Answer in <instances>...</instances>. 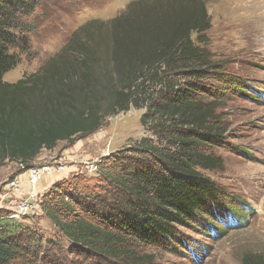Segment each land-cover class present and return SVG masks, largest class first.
<instances>
[{"label":"trees","instance_id":"trees-1","mask_svg":"<svg viewBox=\"0 0 264 264\" xmlns=\"http://www.w3.org/2000/svg\"><path fill=\"white\" fill-rule=\"evenodd\" d=\"M48 1L0 0V167L27 168L43 150L90 136L132 108L145 109L141 122L152 139L134 146L129 163H103L106 184L91 190L106 197L98 211L79 203L88 192L80 196L70 180L44 196L43 212L60 236L94 264H151L155 258L140 249L180 243L178 227L200 221L218 232L209 220L217 208L219 222L227 216L238 222L237 210L201 174L224 164L202 149L224 144L219 112L229 89L207 49L206 1L133 0L110 21L80 26L36 72L4 82L29 55L36 12ZM232 90L247 97L238 86ZM107 182L116 192L111 201ZM55 243L0 215V264H50L42 257ZM245 264H264V254Z\"/></svg>","mask_w":264,"mask_h":264},{"label":"rangeland","instance_id":"rangeland-1","mask_svg":"<svg viewBox=\"0 0 264 264\" xmlns=\"http://www.w3.org/2000/svg\"><path fill=\"white\" fill-rule=\"evenodd\" d=\"M131 1H48L36 12L38 19L29 55L3 81L15 83L24 75L36 72L62 49L80 26L94 19L110 21ZM205 1L211 20V29L206 34L207 49L221 66L219 70L224 73L229 89L222 91L227 97L219 112L226 128L224 144L202 149L224 164L222 169L201 174L225 195L237 210L239 221L227 216L224 222H219L217 208L209 217L219 230L216 233L200 221L178 227L177 233L182 236L180 243L171 248L140 249L155 258L151 264H245L246 258L264 254V0ZM236 82L246 84L247 88ZM234 86L240 91L244 89L247 97L239 91L234 93ZM144 114L145 109L132 108L108 118L90 136L70 143L60 142L51 151L43 150L27 168L17 163L0 167V215H10L19 224L34 227L47 238L56 239L47 248L51 253L45 254L47 250L43 253L45 262H96L74 253L70 242L45 217L42 201L54 186L70 180L80 196L88 192V198H79V203L98 211L100 200L106 197H97L103 191L91 190L97 184V187L106 184L100 173L103 163L117 158L129 163L134 146L143 139H152L141 122ZM35 171L39 174L38 182L31 178ZM107 185L106 196L111 201L116 192L108 182ZM76 210L80 212V208Z\"/></svg>","mask_w":264,"mask_h":264},{"label":"built area","instance_id":"built-area-1","mask_svg":"<svg viewBox=\"0 0 264 264\" xmlns=\"http://www.w3.org/2000/svg\"><path fill=\"white\" fill-rule=\"evenodd\" d=\"M95 168V167H94ZM96 169V168H95ZM37 171H35L34 173L32 172L31 174V178L33 179V182H38L39 181V174L37 175Z\"/></svg>","mask_w":264,"mask_h":264}]
</instances>
